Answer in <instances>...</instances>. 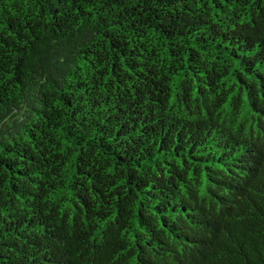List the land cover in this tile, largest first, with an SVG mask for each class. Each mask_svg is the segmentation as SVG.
Here are the masks:
<instances>
[{
	"label": "trees",
	"instance_id": "16d2710c",
	"mask_svg": "<svg viewBox=\"0 0 264 264\" xmlns=\"http://www.w3.org/2000/svg\"><path fill=\"white\" fill-rule=\"evenodd\" d=\"M0 264H264V0H0Z\"/></svg>",
	"mask_w": 264,
	"mask_h": 264
}]
</instances>
